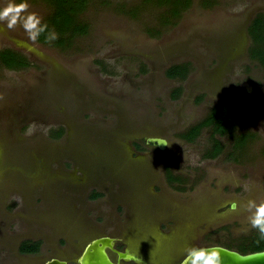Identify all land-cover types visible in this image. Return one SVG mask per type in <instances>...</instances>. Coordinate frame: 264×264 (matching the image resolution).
Wrapping results in <instances>:
<instances>
[{"label": "rangeland", "instance_id": "374dc122", "mask_svg": "<svg viewBox=\"0 0 264 264\" xmlns=\"http://www.w3.org/2000/svg\"><path fill=\"white\" fill-rule=\"evenodd\" d=\"M141 1L90 0L80 18L87 34L63 48L0 22V50L31 61L19 71L0 65V264L77 260L87 229L167 264L189 246L238 251L256 232L243 206L264 199V68L249 57L248 28L264 0H192L169 27ZM27 2L41 21L52 12ZM180 64H190L187 77L169 78ZM225 99L238 102L237 132L251 142L234 151L218 136L223 155L205 159L209 129L194 144L179 137ZM149 137L165 138L168 150L145 146ZM166 159L184 190L166 179ZM25 241L42 252L21 256Z\"/></svg>", "mask_w": 264, "mask_h": 264}, {"label": "trees", "instance_id": "16d2710c", "mask_svg": "<svg viewBox=\"0 0 264 264\" xmlns=\"http://www.w3.org/2000/svg\"><path fill=\"white\" fill-rule=\"evenodd\" d=\"M50 5L51 14L46 16L42 23L48 25V31L42 33L37 41L40 44L63 48L71 44L76 37L85 36L88 32V24L80 18L88 9L90 0H44ZM216 0H205L207 6H211ZM142 6L161 9L162 13L158 16L157 21L161 27H169L180 20L183 13L187 11L192 0H142ZM142 6L135 9L134 16L138 17V12ZM133 11V9H131ZM54 30L58 39L48 42L46 36ZM248 35L251 40L249 47V57L252 61L260 63L264 68V13L257 14L251 21L248 28ZM0 65L9 70H23L31 66V61L23 54L12 50H0ZM190 72V64H180L171 67L166 74L172 79H185ZM174 99L181 97V89L177 88L172 92ZM239 104L235 100L225 99L212 107L207 116L182 133L179 138L187 143L194 144L202 134L203 130H210L211 149L204 154L205 159H217L223 155L225 146L218 139L219 137H229L233 143V150H244L247 143L251 142V134L237 132L238 123L236 114L238 113ZM63 135V130L54 132L53 138L57 139ZM264 152V151H263ZM173 161L167 162V178L168 181L180 185L179 190L185 188L181 185L186 183L182 176H177L171 171ZM101 194H94L92 198H98ZM249 245H240L237 249L242 254H250L264 250V239H261L257 231L250 237L246 238ZM40 242L25 241L20 246L21 254H37L40 252ZM230 248V247H229Z\"/></svg>", "mask_w": 264, "mask_h": 264}, {"label": "clouds", "instance_id": "9594fccd", "mask_svg": "<svg viewBox=\"0 0 264 264\" xmlns=\"http://www.w3.org/2000/svg\"><path fill=\"white\" fill-rule=\"evenodd\" d=\"M28 8L27 0H20L19 3L11 0L5 7L0 8V22L6 23L9 30L15 29L19 24L28 38L35 42L42 33L48 31V25L42 23L41 18L36 13H29ZM56 39H58V35L54 30L46 36L48 42ZM243 207L249 213L247 224L251 229L257 231L261 239H264V199L259 201L248 200ZM230 208L232 211H236L238 205L234 202ZM221 252L222 249L218 247L189 246L184 249L181 264H222Z\"/></svg>", "mask_w": 264, "mask_h": 264}, {"label": "water", "instance_id": "95a60500", "mask_svg": "<svg viewBox=\"0 0 264 264\" xmlns=\"http://www.w3.org/2000/svg\"><path fill=\"white\" fill-rule=\"evenodd\" d=\"M149 142L156 144L161 152H166L168 148V141L161 137H152ZM167 143V144H165ZM206 247H218L222 249L221 255L223 257L222 264H264V250L260 252L242 254L239 251L224 248L223 246H206ZM114 250V239L110 237L100 238L86 248L81 255L77 264H121L122 259H134L136 256H129L126 253L118 252L119 260L115 263L108 253V250ZM46 264H69L67 261L59 259H52Z\"/></svg>", "mask_w": 264, "mask_h": 264}, {"label": "flooded vegetation", "instance_id": "af4514ba", "mask_svg": "<svg viewBox=\"0 0 264 264\" xmlns=\"http://www.w3.org/2000/svg\"><path fill=\"white\" fill-rule=\"evenodd\" d=\"M150 138H152V137H149V138H147V139H145L144 141H143V143H144V145L145 146H148V147H150V148H157L158 149V151L159 152H161L160 150H159V148H158V146L156 145V144H152V143H150L149 142V139ZM162 138V137H161ZM165 139V138H164ZM191 144V143H190ZM154 149V150H155ZM167 150H168V148H167ZM166 150V151H167ZM162 153V152H161ZM164 153V152H163ZM169 160H172V159H166L164 162V167H165V171H166V173H165V176H166V179H168L167 178V172H168V170H167V162L169 161ZM173 161V160H172ZM176 165H175V162L173 161V165H172V167H171V171L176 175V171H177V169H175L174 167H175ZM232 205V204H231ZM231 205H229V206H231ZM230 208V207H229ZM231 209V208H230ZM234 212V211H233ZM162 228V227H161ZM92 231V229H87L86 230V233L90 236L91 234H92V237H90L88 240H87V242L84 244V245H82V246H80V247H76V254H78V253H80L79 255V258L77 259V260H71V259H69V257H61V256H59V257H53V258H51L50 260H52V259H59V260H62V261H67L69 264H77L78 263V261H79V259H80V257H81V255L84 253V251L86 250V248L89 246V244L90 243H92L93 241H95V240H97V239H100V238H106V237H110V238H112V239H114V249H115V251L114 250H111V249H109L108 250V253H109V255L111 256V259L116 263L118 260H119V255L117 254L118 252H122V253H126V254H128L129 256H136V258H137V260H132V259H130V258H127V259H122V261H121V264H167L166 262H159L158 260L157 261H154L152 258H150V256L148 255V252H146L143 248H141L142 250H140V249H138V250H136V251H134V250H132L131 248H129L128 247V243H127V241H126V239L124 238V237H122L123 238V240L122 239H120V238H117V237H115L114 235H111V234H97V233H93V232H91ZM161 231L163 232L164 230L163 229H161ZM67 243H69V241L66 239L65 240ZM67 243L65 244V246L67 247L68 245H67ZM84 246V247H83ZM83 247V248H82ZM40 252H42L41 251V245H40ZM40 252L39 253H37V254H22L21 256H26V257H29V256H32V255H36V256H38L39 254H40ZM75 254V255H76ZM49 260V261H50ZM48 262V261H47ZM46 262V263H47ZM45 263V264H46ZM177 264H181V262H178Z\"/></svg>", "mask_w": 264, "mask_h": 264}]
</instances>
